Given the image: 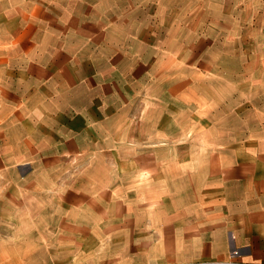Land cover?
I'll use <instances>...</instances> for the list:
<instances>
[{"label":"crops","instance_id":"crops-1","mask_svg":"<svg viewBox=\"0 0 264 264\" xmlns=\"http://www.w3.org/2000/svg\"><path fill=\"white\" fill-rule=\"evenodd\" d=\"M104 1L0 0V173L17 179L7 190L21 196L27 186L45 188L37 176L56 171L63 159L110 153L105 166L86 167L97 169L88 177L101 179L108 167L117 178L114 186L127 177L140 178L146 193L135 187L126 192L131 198L159 197L162 210L144 220L127 214L117 223L85 220L81 230L91 242L101 241L103 232L152 230L132 235L134 244L152 252L138 259L143 264H264V103L246 98L264 94V22L258 25L263 45H244V54L235 57L243 63L236 73L243 81L235 91L240 103L230 110L238 127L223 117L217 130L218 122L198 119L202 113L195 107L189 111L194 119L182 126L174 119L186 110L175 104L189 94L192 79H168L177 88L160 85L166 64L157 30L124 29L127 19L109 16ZM152 86L159 89L153 96L156 110L145 107L135 115L134 104L147 102ZM246 110L254 116L242 118ZM139 115L155 121L145 126L143 141L135 142L127 119ZM205 129L208 136L200 137ZM151 130L154 140L146 135ZM85 165L90 164H81L83 178ZM51 192L53 213L68 212L74 203L71 189ZM123 193L120 184L101 191L98 200ZM76 232L75 223L72 229L54 227L50 234ZM37 235H46V229ZM97 261L61 263L132 264L124 258Z\"/></svg>","mask_w":264,"mask_h":264},{"label":"rangeland","instance_id":"rangeland-1","mask_svg":"<svg viewBox=\"0 0 264 264\" xmlns=\"http://www.w3.org/2000/svg\"><path fill=\"white\" fill-rule=\"evenodd\" d=\"M104 4L109 16L117 15L127 19L124 23L126 30L136 33L142 26L145 30L149 29L150 34L151 31L157 30L159 36L155 39L162 49L163 64H166L161 74L160 71L158 73L160 78L157 80L160 85L166 83L171 88H177L180 85L170 83L168 79H192L189 94H185L184 98L181 97V102L175 104L186 111L177 113L174 120L182 126L189 124L194 119L190 118L189 111H195V107L197 113H202L198 119L201 117L204 122H218L214 124L217 130H222L220 122L223 117L238 127L237 117L230 110L240 103L241 97L235 91L238 82L243 81L236 73L241 70L243 63L235 57L242 56L249 46L256 48L257 45H263V31L258 29V25L264 22V0H105ZM244 45H247V48ZM155 71H152V76H155ZM149 89L148 101L141 102L138 99L134 104L132 112L135 115L141 113L140 109L145 107L156 110L158 102L153 96L159 89L155 86ZM246 98L255 105L264 103V94L246 95ZM253 116L254 112L252 114L246 110L242 118ZM167 118V115L162 114L160 120L165 123ZM154 121L153 118L143 119L141 115L127 119V123L134 127L135 142L143 141L145 126H151ZM123 124H126V120ZM254 127L258 126L250 128ZM174 134L167 133L170 136ZM146 135L150 136L147 137L150 140H154L156 134L151 130V133ZM207 136L206 129L200 133V137ZM111 159L110 153L88 154L87 158L85 155L65 158L56 171H42L37 176L36 181H44L47 187L38 190L32 185L27 186L24 189L26 194L21 196L16 190H7L8 183L17 182V179L12 178L10 173H0V264H62L61 262H98L97 260L123 258L130 259L132 264H143L144 261L139 262L138 259L150 257L152 252L146 249L149 246L134 244L132 235L144 232L149 234L152 230L103 232L98 235L104 238L96 243L91 242L88 232L81 230V227L85 226V220H91L94 225L106 220L117 223V218L122 214L129 217L138 216L140 220H144L151 211L162 210L159 207L161 198H131L126 192L135 187L138 191L146 193L145 184L140 182V178L138 181H130L129 177L123 182L118 180L125 193L115 196L112 200H98L101 191H113L120 184L114 186L117 178L115 180L113 175L109 174L112 169L108 167H104L105 177L93 181L88 175L96 176L97 169L89 167L97 164L105 166ZM86 162L90 165H85L84 174L87 177L83 178L80 168L81 164ZM8 176L11 179H8ZM65 188L71 189L70 195L74 197V203L69 204L68 212L55 214L51 191ZM154 206H158L157 209ZM74 222L77 226L76 233L56 236L50 234L54 227L65 226L72 229ZM40 229H46V235L38 236ZM125 236L129 238L127 243Z\"/></svg>","mask_w":264,"mask_h":264},{"label":"built area","instance_id":"built-area-1","mask_svg":"<svg viewBox=\"0 0 264 264\" xmlns=\"http://www.w3.org/2000/svg\"><path fill=\"white\" fill-rule=\"evenodd\" d=\"M161 264H173V263L165 262V263H161Z\"/></svg>","mask_w":264,"mask_h":264}]
</instances>
